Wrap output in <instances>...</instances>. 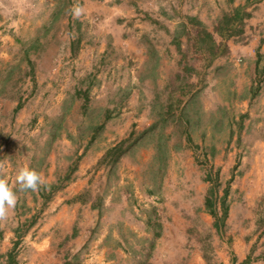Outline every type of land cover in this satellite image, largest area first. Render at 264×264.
Wrapping results in <instances>:
<instances>
[{"label":"rangeland","instance_id":"1","mask_svg":"<svg viewBox=\"0 0 264 264\" xmlns=\"http://www.w3.org/2000/svg\"><path fill=\"white\" fill-rule=\"evenodd\" d=\"M0 164L18 197L0 264L16 239L17 264H224L264 249V0H0ZM21 167L46 187L20 192Z\"/></svg>","mask_w":264,"mask_h":264},{"label":"trees","instance_id":"2","mask_svg":"<svg viewBox=\"0 0 264 264\" xmlns=\"http://www.w3.org/2000/svg\"><path fill=\"white\" fill-rule=\"evenodd\" d=\"M249 16V13L246 12V7H237L234 10V13L232 16H227L225 15L221 22H220V27L218 28L219 32L221 33V36L224 37H229L232 33H238L239 31V27L238 25H242L243 20ZM188 21L193 24V26H195V28L198 26H201L202 28H199V30H197V40L199 45H201L204 50L211 56H215L218 53V49L219 47L216 45L215 40L213 38V35L208 32L205 28H203V25L200 21L197 20V18L195 17H188ZM175 45L180 48L181 46V42H180V35L178 36V38L174 39ZM182 70L183 67L181 66ZM184 71L187 70V72H189V70L184 66ZM187 72L185 71V74H187ZM190 73V72H189ZM85 101H88L87 98H85ZM19 106L16 107L15 112L18 110ZM172 110V106L169 107V111ZM154 128V127H153ZM188 140H190V137L188 136L187 138ZM125 141H122L119 145H117L116 147H113L112 149L108 150L107 153L105 154L104 158L105 160H107V162H109L112 166L116 165L120 159V157L123 155L124 153V149L122 148V146L124 145ZM76 167H74L71 171L74 172ZM227 190L225 191V195ZM207 208H209V212L211 213V215H213V211H212V206H213V194L211 191V194L209 196V198L206 199L205 202ZM223 215L226 216V208H224L223 210ZM35 220H31L30 221V225L34 224ZM19 244V240L16 239V241L13 243L12 248L10 249V251L6 254V261L5 264H17V246ZM249 261V258H247L245 260V263Z\"/></svg>","mask_w":264,"mask_h":264},{"label":"clouds","instance_id":"3","mask_svg":"<svg viewBox=\"0 0 264 264\" xmlns=\"http://www.w3.org/2000/svg\"><path fill=\"white\" fill-rule=\"evenodd\" d=\"M84 8L77 2L72 5L69 14L73 20H79L84 15ZM3 164H0V171ZM15 183L19 186L20 192H39L42 187H46L41 175L28 167H21L15 176ZM18 203V197L9 186L7 179L0 177V222L8 218L9 210L14 209Z\"/></svg>","mask_w":264,"mask_h":264},{"label":"crops","instance_id":"4","mask_svg":"<svg viewBox=\"0 0 264 264\" xmlns=\"http://www.w3.org/2000/svg\"><path fill=\"white\" fill-rule=\"evenodd\" d=\"M2 233H1V230H0V237H2ZM71 237H72V239H78V237H79V232L77 233V232H72L71 233ZM70 237V238H71ZM252 246H253V243H251L248 247H247V249L246 250H243V251H236L235 252V255H234V257H236V259H235V261H234V259L233 260H231V259H229L226 263H224V264H264V261L262 260V259H257V260H255V261H252L251 259L253 258V256H258V255H260V253L261 252H263V254L262 255H264V249L263 248H260V249H257V250H254V251H252ZM252 251V252H251ZM247 258H249V261L248 262H246L245 263V260L247 259ZM231 260V261H230ZM251 260V261H250ZM60 264H72L71 262H70V259L69 258H67V259H63V263H60ZM190 264V263H189Z\"/></svg>","mask_w":264,"mask_h":264}]
</instances>
